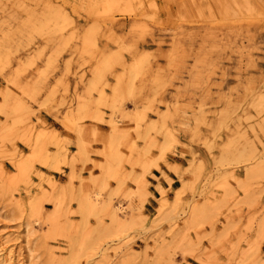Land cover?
Segmentation results:
<instances>
[{"label": "rangeland", "instance_id": "374dc122", "mask_svg": "<svg viewBox=\"0 0 264 264\" xmlns=\"http://www.w3.org/2000/svg\"><path fill=\"white\" fill-rule=\"evenodd\" d=\"M0 251L264 264V0H0Z\"/></svg>", "mask_w": 264, "mask_h": 264}, {"label": "crops", "instance_id": "0c3cea01", "mask_svg": "<svg viewBox=\"0 0 264 264\" xmlns=\"http://www.w3.org/2000/svg\"><path fill=\"white\" fill-rule=\"evenodd\" d=\"M55 129H56V128H55ZM57 130H58V129H57ZM58 131H59V130H58ZM179 162H182V161H179ZM171 176H172V178L175 180L173 184H176V185L178 186V185H179V180H178V178H177V177L175 176V174H173V173L171 174ZM68 183H69V182H68ZM68 183H67V184H68ZM173 187H174V185H173ZM175 188H176V187H175ZM180 188H181V187H180ZM178 189H179V188H178ZM178 189H177V190H178Z\"/></svg>", "mask_w": 264, "mask_h": 264}, {"label": "bare ground", "instance_id": "6f19581e", "mask_svg": "<svg viewBox=\"0 0 264 264\" xmlns=\"http://www.w3.org/2000/svg\"><path fill=\"white\" fill-rule=\"evenodd\" d=\"M88 199H89V197H88ZM90 200V199H89ZM90 204H89V206L91 205V206H96V203H94V202H89ZM0 255H1V251H0Z\"/></svg>", "mask_w": 264, "mask_h": 264}]
</instances>
